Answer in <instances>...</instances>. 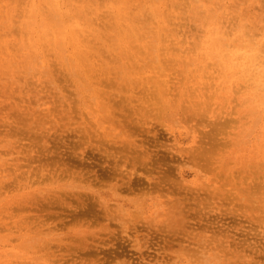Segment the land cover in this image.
<instances>
[{
    "label": "rangeland",
    "instance_id": "obj_1",
    "mask_svg": "<svg viewBox=\"0 0 264 264\" xmlns=\"http://www.w3.org/2000/svg\"><path fill=\"white\" fill-rule=\"evenodd\" d=\"M41 1L0 0V264H264V0H133L121 49L113 1L56 0L79 78Z\"/></svg>",
    "mask_w": 264,
    "mask_h": 264
},
{
    "label": "bare ground",
    "instance_id": "obj_2",
    "mask_svg": "<svg viewBox=\"0 0 264 264\" xmlns=\"http://www.w3.org/2000/svg\"><path fill=\"white\" fill-rule=\"evenodd\" d=\"M74 1H77V0H74ZM84 1H90L91 2L90 4H92V5L96 4V1H94V0H81V3L82 2L84 3ZM103 1L106 3V5H107V2L111 3L113 1L110 4V6H113V11H114V13L116 15V25L122 26L123 20L128 23V26H127V24L126 25L123 24V27L125 26V28H126V29L125 28L123 29L125 31H121L117 26H115V29H114V31L112 33V42H113L115 48H120L121 46L123 47L125 45V41L128 40L131 35L132 36H137L138 34H140L139 37H141V38L148 37L147 34H145V33L142 34V32H146V29L147 30H151L152 27H151V25L148 22H151L153 17H157L158 16L157 14H161V12L158 10L159 6L158 7L156 6V5L159 4V0H158V2L155 1V4H156V5L154 4L155 6L152 3H150V1H149L148 3L151 4V5L149 4L150 8H148L146 6L147 4L145 2L144 3L146 5L145 4H142V5L140 4L141 1L143 3V0H141L140 3H138V4H136V2H134L133 0H103ZM42 2H43V4H42ZM160 2H161V0H160ZM64 3H72V2L70 0H66V2L64 1ZM161 3H160V5H161ZM41 4H42V6H46L47 10H46V8H43V7H41V8L39 7V9H38V6L36 4L33 5L30 8L31 15H29V16H31V17L28 19V22H29V24H31V28H32V30L30 32L31 40L35 39L34 38V35H35L34 31L39 32L38 28H40L42 26H45V25H49V29L52 30V36H51V43L50 44H51V46H53V49L55 50V53L58 54V55L57 54L56 55L59 56V58L61 57V60H63L64 64H66V66L68 65L67 68H69L70 71H72L73 75L76 78H79V76H80L79 72H81L80 68H81L82 63H83V60L81 58V55H82V52H83V48H82V44L80 43L82 36H80V33L84 31L83 25H85L86 22L89 23L88 19L91 18V14H93V9L91 7H89V5H80V6H78V4H77L74 13H65L66 11H63L64 12L63 13L62 12L63 8L60 7V6L58 7V5H60V4L57 5L56 0H46V2H44V0H42ZM61 6H62V4H61ZM63 6H65V5H63ZM84 6H86L85 7L86 8L85 10H87L86 12H83L84 11V9H83ZM143 6L145 7L144 11L142 9ZM42 8H43V10L40 11V13H44V14H39V10L42 9ZM60 8H62V9L60 10ZM146 8H148L150 10L147 11ZM139 9H142V11L140 12ZM45 10L48 13L44 12ZM71 12H73V9H71ZM88 12H89V14H88ZM67 17H70L73 22H75L76 20H79L78 21L79 23L76 26L73 25V24H72V26L71 25L68 26L67 22L70 20V18L68 20ZM132 18L134 20H132ZM63 21L64 22L67 21L66 22L67 26L65 25V27H63V25H64ZM127 30H129V33H127ZM66 32H69V34L72 33V36L71 35L69 36L68 33L65 36ZM31 42L34 43L33 41H31ZM81 42L83 43V41H81ZM157 43H158L157 39H152L151 38L150 41H149V44H150L149 46H152V44H154L153 45L154 52L156 51V44ZM69 46L71 48L73 47V51H71L72 49L70 51H67V50L70 49ZM154 59H155V61L157 60L156 58H154ZM257 70H259V69H257ZM256 75L258 77L255 79V85H256L257 88H259L258 91H261L260 93H262V90H264V76L263 75L260 76V71H258L256 73ZM260 95L263 98L264 93L260 94ZM261 97L259 98L258 96H254V93H253V98L250 97L251 98V102H252V104H250L251 105L250 106L251 107V111H252L253 108L254 109L258 108V106L260 104ZM256 99H258L259 103L257 102ZM262 100L264 102V98ZM263 102H261V103H263ZM261 105L264 106V103L261 104ZM260 107H262V106H260ZM263 109L264 108L262 107V111H264ZM256 111H259V110L256 109ZM254 112L255 111L253 110L252 113H254ZM255 114L256 113H254L253 115L255 116ZM261 114H263V113L261 112ZM251 116H252V114L249 117H251ZM256 116H258V114ZM260 116L262 118V115H260ZM252 118H254V117L252 116ZM252 118H250V119H252ZM256 118L257 117H255V119ZM255 119H254V121L256 122ZM257 120H258V118H257ZM251 121H253V119ZM260 123H262V122L260 121ZM249 124L250 125H254V124H251V123H249ZM257 124L260 125L259 122ZM258 125H256V126H258ZM248 127L251 129V127L249 125L247 127H245V128H248ZM249 128H248V130H250ZM252 131H251L252 135H253V133L255 134V132H254L255 130H252ZM258 132L259 131H257L256 134ZM261 135H262V133H261ZM253 137L255 138L256 136H253ZM257 139H259V138H257ZM257 142H259V141L257 140ZM39 234H41V233H39ZM39 234H37L36 236H38ZM28 237H30V238H28L29 241L31 240V238H34V236L33 237L28 236ZM38 237H40V235ZM38 237H35L33 239V241L34 240L37 241ZM27 241L28 240L26 239V242ZM212 257H214V256H212Z\"/></svg>",
    "mask_w": 264,
    "mask_h": 264
}]
</instances>
